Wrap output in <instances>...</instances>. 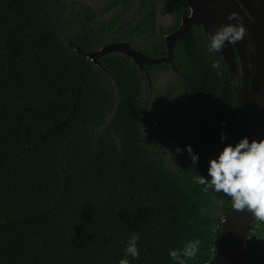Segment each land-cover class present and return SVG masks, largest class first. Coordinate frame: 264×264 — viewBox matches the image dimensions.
<instances>
[{"label":"trees","instance_id":"16d2710c","mask_svg":"<svg viewBox=\"0 0 264 264\" xmlns=\"http://www.w3.org/2000/svg\"><path fill=\"white\" fill-rule=\"evenodd\" d=\"M95 22L94 12L82 15L64 0H0V264H119L132 233L140 259L129 257L131 264H174L169 250L196 239L200 253L188 264H207L232 202L202 193L194 178L207 177L209 160L239 142L237 116L231 126L220 114L215 136L190 106L174 134L179 171H169L142 137L138 71L118 55L100 69L76 49L94 51L133 32L117 18ZM205 44L190 30L177 44L187 92L204 107L220 96L235 109L225 71L211 67L221 56ZM248 249L264 264V222L255 219Z\"/></svg>","mask_w":264,"mask_h":264},{"label":"flooded vegetation","instance_id":"af4514ba","mask_svg":"<svg viewBox=\"0 0 264 264\" xmlns=\"http://www.w3.org/2000/svg\"><path fill=\"white\" fill-rule=\"evenodd\" d=\"M97 6L91 8L88 4L85 6L82 4L78 8L82 10V15H85L88 10L95 11V24L104 25L112 19H119L124 26V30L128 29L133 32L132 37L130 40L112 41L108 44L129 43L133 51L142 53L147 59L168 57V38L180 28L184 17L191 14V8L186 0H104L103 5ZM150 11L153 13V17L149 19ZM189 30L198 38L203 36L207 43L204 30L201 27L191 26L186 33ZM184 36L175 39L173 63H143L141 66L122 52L110 53L99 58L101 62L104 57L122 56L138 71L143 91L142 106L145 110L141 124L143 140L153 154L158 153L159 149L170 148V161L178 168L182 155L181 152H176V148L180 146L176 143L178 136L174 134L179 135L181 130L180 119L186 112L191 110L190 106L205 117L208 131H211L215 136L218 133V126L222 123L220 114L225 115L227 124L231 126H234L233 117L237 116L240 125V104L235 93V84L231 83L230 71L221 53H219L221 56L219 60L220 69L224 70L226 74L222 80L223 88L227 86L232 88L237 107L234 109L228 106L221 100L220 96L215 97L213 103L204 107L195 103L190 92H187L188 83L179 67V54L177 51V44ZM103 46L94 51L101 49ZM99 68L106 70V67L102 64ZM238 77L240 78L239 73ZM239 78L236 81L237 85L240 83ZM180 145H182V142ZM172 149H174V152L171 153Z\"/></svg>","mask_w":264,"mask_h":264},{"label":"water","instance_id":"95a60500","mask_svg":"<svg viewBox=\"0 0 264 264\" xmlns=\"http://www.w3.org/2000/svg\"><path fill=\"white\" fill-rule=\"evenodd\" d=\"M186 1L191 8V14L184 17L180 28L168 38L167 58L147 59L142 53L133 51L129 43H112L92 52H84L78 45L76 49L98 67H101L100 57L119 52L141 66L143 63H173L175 39L183 37L189 27H201L207 38L221 24H235V20L228 21L227 17L231 12H236L241 17L247 34L236 45H229L220 53L229 68L231 83L235 84V93L240 104L241 138L247 137L249 142L264 139V0ZM238 78L239 85L236 83ZM111 80L115 86L114 92L118 93L115 81ZM118 107L119 99L100 131L112 122ZM254 221L255 218L247 209L232 208L221 221L215 254L207 264H260L248 249L249 233Z\"/></svg>","mask_w":264,"mask_h":264},{"label":"clouds","instance_id":"9594fccd","mask_svg":"<svg viewBox=\"0 0 264 264\" xmlns=\"http://www.w3.org/2000/svg\"><path fill=\"white\" fill-rule=\"evenodd\" d=\"M227 19L236 23L221 24L208 35L205 47L209 54L220 53L225 47L236 45L247 34L236 12H231ZM211 67L218 70L220 61L213 60ZM217 75L222 73L217 71ZM220 139L223 142L227 136L222 134ZM176 152H181V149L177 148ZM187 152L192 164L198 163L199 155L193 152L191 145L187 146ZM207 173V177L199 175L194 178V184L202 186V193H222L231 200L233 209H247L255 219L264 222V139L249 142L247 137H243L235 145H225L216 158L209 160ZM139 241L137 233L126 239L124 256L119 264H131L129 257L140 259ZM200 243L199 239L185 241L182 248L169 250V257L174 264L195 261L200 253Z\"/></svg>","mask_w":264,"mask_h":264},{"label":"rangeland","instance_id":"374dc122","mask_svg":"<svg viewBox=\"0 0 264 264\" xmlns=\"http://www.w3.org/2000/svg\"><path fill=\"white\" fill-rule=\"evenodd\" d=\"M66 2V4H68L69 6H81L82 4L85 6L86 4L90 5L91 8H94V6H101L104 4V0H64ZM93 3V5H92ZM101 3V4H99ZM97 6V7H98ZM95 10V9H93ZM95 12V11H94ZM166 149V150H165ZM165 149H159L158 151V155L160 157L163 158V161H164V165L171 171L173 172H178V167L177 165H174L171 163L170 161V155H169V149L170 148H165ZM177 149V148H176ZM174 152V149H172L171 153ZM156 154V153H155ZM178 169V170H177Z\"/></svg>","mask_w":264,"mask_h":264}]
</instances>
